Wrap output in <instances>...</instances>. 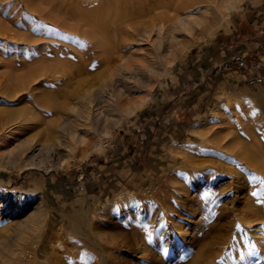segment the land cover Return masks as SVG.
Returning <instances> with one entry per match:
<instances>
[{"label":"rangeland","instance_id":"rangeland-1","mask_svg":"<svg viewBox=\"0 0 264 264\" xmlns=\"http://www.w3.org/2000/svg\"><path fill=\"white\" fill-rule=\"evenodd\" d=\"M252 2L215 0L191 32L175 30L170 41L156 35L144 63L113 75L118 97L129 102L95 106L87 133L71 126L78 142L61 159L30 147L46 130L43 120L0 131V264H114L115 255L120 264H193L221 236L228 240L214 264H264V216L233 225L238 212L230 207L238 198L234 206L264 210V83L231 85L205 63L213 40ZM112 5L0 0V30L9 36L0 37V124L7 110L35 105L31 97L4 98L19 76L77 61L69 52L89 41L77 30L93 32L94 20L114 17ZM56 87L45 81L37 90L59 94ZM112 89L102 88L106 99ZM112 233L119 247L106 241Z\"/></svg>","mask_w":264,"mask_h":264},{"label":"bare ground","instance_id":"bare-ground-1","mask_svg":"<svg viewBox=\"0 0 264 264\" xmlns=\"http://www.w3.org/2000/svg\"><path fill=\"white\" fill-rule=\"evenodd\" d=\"M213 1L215 0H180L179 2L177 0L166 2L164 0H109V4L112 5L111 2L115 4L112 5L115 8L114 17L94 20L93 32L77 30L89 38L83 52L77 54L69 52L76 57L77 61L33 66L19 76V83L15 89H10L4 94V98L9 103L25 102L28 97H31L35 100V105L32 109L23 106L15 110H7L8 114L0 124V131H6L7 127L9 130H13V127L17 128L19 125V127L25 126L26 122L33 117L43 120L41 126L46 123V130L40 129L38 133L43 138H38V140L31 138L33 144L30 147L37 151L46 148L59 154L58 159H61L62 154H65L67 149L69 150L71 144L78 142L76 130L72 129L71 126H80L87 133L92 130L93 124L96 123V118L93 117L95 106L101 105L103 101H106L107 103H105L110 108L115 106V103L123 106L129 102L120 100L118 97L120 88L112 83L116 70L123 69L126 71L132 67L133 63H144L151 54L150 48L153 47V44L155 45L153 38L156 35H160L163 41H170L178 37L175 30L191 32L194 26L205 20L204 13L208 11V6ZM231 4L233 6L234 2ZM36 10L39 11L38 8ZM58 23L64 29L74 31L73 27H69L63 22ZM0 37H9L5 29L0 30ZM148 47L150 48L148 49ZM45 81L56 85L57 91L60 93L51 95L40 93L37 89ZM110 84L113 86V98L106 99L102 94V88ZM67 87L71 89L65 92L64 88ZM27 89L31 91L30 94L25 93V91L22 92V90ZM139 101L135 109L142 106L143 103ZM77 105L79 108L81 107L78 110H76ZM39 109L46 115L42 116L41 113H38L40 112H37ZM29 111L33 114L31 117L28 114ZM11 133L13 134V131ZM19 140L20 144L24 146L28 144L30 138L23 137ZM231 201L233 205L230 207L233 211L238 212L233 225L236 220L238 224L239 219L253 222L255 219L264 216L262 208L251 209L248 205L241 209L239 205L234 206V204L240 203L238 198ZM227 202L225 206H227ZM202 211L201 209L200 212ZM245 238L247 239V236ZM105 239L112 246H120L119 242L121 241L113 233L111 236H105ZM227 240L228 236H221L211 242V247L207 251L199 253L194 258L193 264H214V257L220 253L222 244ZM100 256L105 260L104 257L107 255L104 256L103 251H100ZM114 257L116 259L114 264H120L117 260L118 256L115 255Z\"/></svg>","mask_w":264,"mask_h":264},{"label":"crops","instance_id":"crops-1","mask_svg":"<svg viewBox=\"0 0 264 264\" xmlns=\"http://www.w3.org/2000/svg\"><path fill=\"white\" fill-rule=\"evenodd\" d=\"M249 5L239 11L237 24L213 40L205 61L213 77L223 73L225 82L241 88L264 83V5Z\"/></svg>","mask_w":264,"mask_h":264},{"label":"snow or ice","instance_id":"snow-or-ice-1","mask_svg":"<svg viewBox=\"0 0 264 264\" xmlns=\"http://www.w3.org/2000/svg\"><path fill=\"white\" fill-rule=\"evenodd\" d=\"M253 195H257V193H253Z\"/></svg>","mask_w":264,"mask_h":264}]
</instances>
